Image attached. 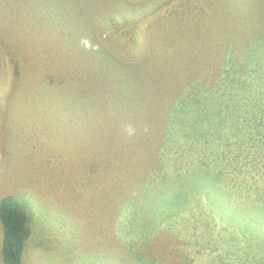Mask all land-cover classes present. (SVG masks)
I'll list each match as a JSON object with an SVG mask.
<instances>
[{"label": "rangeland", "instance_id": "obj_1", "mask_svg": "<svg viewBox=\"0 0 264 264\" xmlns=\"http://www.w3.org/2000/svg\"><path fill=\"white\" fill-rule=\"evenodd\" d=\"M67 1L68 20L75 16L98 40L105 30L88 9L109 2L107 15L130 12L126 0ZM187 1L157 11L148 3L143 28ZM61 2L0 0V198L25 195L30 203L22 264H264V27L239 20L224 0H190L200 22L217 17L213 30L173 28L163 39L219 38L220 52H204L212 60L198 63L199 77L191 79L198 55L191 46L129 52L136 86L190 74L181 97L196 103L184 125L149 133L151 164L132 175L124 152H139V132L124 130V107L108 85L97 89L93 68L107 57L126 60V28L117 33L122 48L101 40L105 48L93 56L86 34L66 19L62 25ZM192 174L203 179L189 189Z\"/></svg>", "mask_w": 264, "mask_h": 264}, {"label": "trees", "instance_id": "obj_2", "mask_svg": "<svg viewBox=\"0 0 264 264\" xmlns=\"http://www.w3.org/2000/svg\"><path fill=\"white\" fill-rule=\"evenodd\" d=\"M126 1V5L130 7V12H124L118 17L111 14L107 15V10L110 11V9L113 8L109 2H104L103 6L100 8L94 7L93 9H88L87 11L91 14L96 13L100 15L99 20L96 22L103 24L106 36L101 38V40L106 39L108 47H114V45H112L113 43L117 44L120 48L123 47V40L121 42L117 40V36H120L117 34L118 30L123 28H126V34L124 33L122 36L124 39L127 36L126 40H129L128 43L124 42V45L128 48V53L136 51L143 52L142 50L144 49L147 50L154 48V45H158L159 48L162 45L161 47H164L165 50L170 49L171 45L172 48L176 46L178 49L182 46L180 52H182L185 47L188 48V46H191V51H197L198 53L197 56H191L193 65L196 66L190 71L194 72L191 79L199 77L200 70L198 63L200 61L203 59L212 60L204 55V52H206L209 47H212L214 51L217 50L220 52L221 45L219 38H216L213 33L212 36H210V40L207 41L202 39L200 40L201 42H193L192 45L183 43L180 37L175 36L176 33L170 34L173 38L169 40L168 43L163 39L164 36H166L165 33H168L169 31L171 32L173 28L183 30L184 28L193 29L194 27L196 28V26H201L202 29H206V27H208L213 30V24L215 23L214 21L217 20V17L215 16L214 18L213 15L209 18L205 17L206 23L200 22L195 18L193 13L188 12L192 9L191 5L188 3L190 0L186 2L187 5L183 6L181 4V7L179 6L180 8H172L176 14L168 12L167 15H161L160 17H158V15H154V18L151 16V19H147L149 21L146 22L147 24L144 28L142 26L144 21L143 19L145 13L147 14V11L145 10L146 8L144 7L145 5L149 3V6H151L149 9L153 8V11H157L159 7L173 2L174 0H158V2H152L151 0ZM61 3L60 16L64 17V19H62V25H66L65 23L69 21L70 25H74V28H78V30L81 31V34H86L89 28L86 27V31L84 33L85 27L81 24L80 20L78 23L75 16H72V18L68 20V15L66 14H70L69 12L73 9V3L67 0H62ZM223 3L231 13H236L239 20L244 19V21L248 23L252 22L256 26L264 27V20H262L264 16V0H246L244 5L242 4V0H238V2L235 0H224ZM241 5H243V15L239 13ZM212 6L218 9L214 2ZM137 7L144 9V11L135 12ZM198 7L199 13L202 12L203 8L199 5ZM102 10H104V12ZM77 12L78 14L83 12L87 13L84 8L80 7L77 9ZM250 16H252V19ZM65 19L66 22L64 23L63 20ZM137 23L139 25H137ZM86 36L89 40L88 42L91 44V54L93 56H97L98 51L101 52L102 48L105 47L102 45L101 40L97 39V36L91 33L90 35L86 34ZM193 45L198 46L194 47ZM252 46H254V44ZM189 51L190 49L188 48V50L183 53ZM130 53L126 56V60L124 62L119 63L118 61L113 60L112 57H107L106 60L108 58L111 60L108 64L97 61V63H100L99 66L94 65L93 68L96 69L94 78L98 83L97 89L100 85H105L106 87L108 85V88L111 90L110 98H112L116 104L124 107L123 113H125V116H122V121L120 122L121 125L124 126V130L132 129L133 134L134 127L136 126L135 128H137L139 132V136L137 137L138 142L141 143L139 152H135L130 148L124 152L127 159L126 170L132 175L134 173L137 175V173H141L143 171V167L146 164H148V166L151 164V154H149L150 148L147 147L150 142V140H148L150 138L149 133L160 131L161 129L163 131L166 128L171 129L173 124L177 126L184 125V123L188 122L187 117H189L188 113H190L191 107L194 108L196 103L194 100H186L181 97V95H184V92L186 91L184 87L186 85L188 86L191 82L190 79H187L190 74H187V78L184 77L182 80L177 75L171 74L165 78H160L157 82L155 79L152 80L147 78L144 82H141L136 86L133 69H131L133 66L129 61L133 58ZM166 54L168 56H177L179 53L167 52ZM252 56L254 58L253 52ZM229 60L230 59L224 58V61L226 62L225 65H227V67H229ZM184 63L186 62L184 61ZM185 69H187V67L182 65L179 73ZM122 89L124 90V99L120 101L118 99V94L122 92ZM197 113L203 114L200 110H198ZM128 136V134L124 135L126 138L133 137V135ZM128 146H131L129 142L127 144V147ZM120 153L121 152L119 151L117 155ZM197 178H199L197 174H192V177L186 178L185 187L190 189ZM199 179L201 181L203 178L200 177ZM209 179L210 178H208V180ZM188 180L191 181V184L187 182ZM209 183L212 185V182L208 181L206 186H209ZM175 189H177V187H175L174 190ZM174 190L171 189V193H173ZM174 204H178V202ZM29 205L30 203L25 195L8 193L0 198V225L2 233L0 244L4 264H22V251L32 230L29 215L26 210V207H29ZM261 213H259V215H261ZM255 217L257 218L256 215ZM262 217L264 216L262 215Z\"/></svg>", "mask_w": 264, "mask_h": 264}]
</instances>
